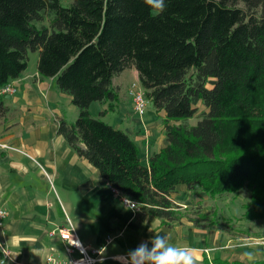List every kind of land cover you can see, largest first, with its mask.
<instances>
[{"label": "trees", "instance_id": "1", "mask_svg": "<svg viewBox=\"0 0 264 264\" xmlns=\"http://www.w3.org/2000/svg\"><path fill=\"white\" fill-rule=\"evenodd\" d=\"M45 14L48 26H36ZM28 51L38 52L39 78L53 77L77 108L56 133L162 225L217 222L174 202L180 184L209 197L244 189L243 217L264 218V0H165L162 13L144 0H0V85L27 68ZM131 67L165 112L167 144L147 164L126 132L101 119L117 101L113 76ZM92 102L107 106L93 116ZM199 102L207 110L191 125ZM201 264L264 259L203 256Z\"/></svg>", "mask_w": 264, "mask_h": 264}, {"label": "crops", "instance_id": "2", "mask_svg": "<svg viewBox=\"0 0 264 264\" xmlns=\"http://www.w3.org/2000/svg\"><path fill=\"white\" fill-rule=\"evenodd\" d=\"M127 71L138 81L134 67L114 75L117 101L114 110L101 118L126 132L138 147L141 163L147 164L167 144L162 124L165 112L154 109L150 102L153 121L146 122L133 112ZM11 81L14 92L0 96V143L5 144L0 146V208L5 211L0 249L3 256L10 253V257L4 256V264H35L49 257L66 260L63 241L50 232L67 220L83 244L104 247V258L96 264H123L121 258L149 241L153 233L166 234L171 243L195 249L199 264L203 256L243 262L264 259V253L251 260L243 255H258L253 240L215 227H197L185 218L166 227L142 209H126L98 169L56 133L57 120L72 123L77 117L71 96L57 89L53 77L40 79L36 65ZM92 105L96 102L89 111L97 116L107 103L98 102L95 114ZM180 187L185 186L177 185L176 190ZM107 236L111 239L105 244Z\"/></svg>", "mask_w": 264, "mask_h": 264}, {"label": "rangeland", "instance_id": "3", "mask_svg": "<svg viewBox=\"0 0 264 264\" xmlns=\"http://www.w3.org/2000/svg\"><path fill=\"white\" fill-rule=\"evenodd\" d=\"M70 1L71 0H60L62 5H68ZM238 5L242 6L241 3ZM48 23L49 16L48 14H45V18L42 21L37 22L36 26H48ZM37 57V51H28V71L32 70L36 65ZM126 75L128 76V85H130L129 88L132 83L141 87L139 81H136V78L133 76V73L127 71ZM95 106L98 107V102H96V105H92L91 107L94 114L97 111V107ZM151 109L152 108L147 105L145 112L141 115V117L145 118L146 122L154 120L151 113L148 112V110ZM205 110L206 108L200 102L197 103V111L191 119L189 118V121L187 120V122L189 124L197 122L200 119L201 112ZM155 117L158 119L157 114H155ZM170 197L174 200V202L186 209L189 216L199 219L196 212H209V215L217 221L216 223H212L210 225L206 222H201L202 226L215 227L217 229L225 230L231 235L243 237L246 238V240H253L254 244L257 246L258 253V255H254L255 258L259 256V254L264 253V218L248 220L243 217V211L248 203L246 190L240 189L236 193L209 197L203 191H190L186 189V187H180L175 192H172Z\"/></svg>", "mask_w": 264, "mask_h": 264}, {"label": "built area", "instance_id": "4", "mask_svg": "<svg viewBox=\"0 0 264 264\" xmlns=\"http://www.w3.org/2000/svg\"><path fill=\"white\" fill-rule=\"evenodd\" d=\"M15 90L13 82L9 80L8 82L0 85V96L4 94L13 93ZM129 95L132 102V110L138 115H142L148 105V100L144 96V91L141 87L136 86L135 83L131 84L129 88ZM0 146H5V144L0 143ZM113 192L120 198L123 203V197L126 195L122 194L120 191L112 187ZM128 197V196H127ZM129 198V197H128ZM130 199V198H129ZM132 200V199H130ZM136 205L134 210H139V205L135 200H132ZM5 216V211L0 208V224ZM51 234H57L58 237L64 243V249L68 258L66 260H57L55 258L49 257L46 261L38 262L35 264H96L103 257V246L89 247L82 243L79 239L76 228L70 220H67L66 224L63 226H58L56 230H52ZM110 237H106L105 244L110 241ZM4 256L10 257V253L6 251ZM4 256L0 259V264H4Z\"/></svg>", "mask_w": 264, "mask_h": 264}, {"label": "clouds", "instance_id": "5", "mask_svg": "<svg viewBox=\"0 0 264 264\" xmlns=\"http://www.w3.org/2000/svg\"><path fill=\"white\" fill-rule=\"evenodd\" d=\"M153 10L162 13L165 10V0H144ZM135 203L127 196L123 197L126 209H135ZM249 260L254 254H243ZM123 264H199L200 257L196 250L186 245L173 244L168 235L153 233L149 241L140 243L121 258Z\"/></svg>", "mask_w": 264, "mask_h": 264}]
</instances>
